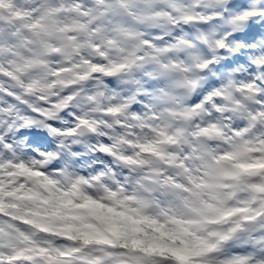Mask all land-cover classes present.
<instances>
[{
  "label": "snow or ice",
  "instance_id": "obj_1",
  "mask_svg": "<svg viewBox=\"0 0 264 264\" xmlns=\"http://www.w3.org/2000/svg\"><path fill=\"white\" fill-rule=\"evenodd\" d=\"M133 2L0 0V264H264V57L251 56L255 67H247L252 50L264 47L254 43L264 21L239 32L245 0H206L222 11L198 22L223 20L230 7L236 31L197 67L237 65L251 74L213 78L167 116L142 105L149 93L137 87L111 108L135 110L128 119L136 123L117 122L132 130L126 142L134 151L118 153L106 137L96 170L79 172L73 143L52 145L35 131L61 130L57 113L88 123L74 98L83 84L106 88L129 67L109 58L126 38L123 18L160 26L154 0H143L139 15ZM169 4L180 10L179 0ZM161 38L195 47L171 33L144 46ZM197 39L209 43L207 34ZM169 51L153 47L149 58ZM112 159L122 170L104 182Z\"/></svg>",
  "mask_w": 264,
  "mask_h": 264
},
{
  "label": "clouds",
  "instance_id": "obj_2",
  "mask_svg": "<svg viewBox=\"0 0 264 264\" xmlns=\"http://www.w3.org/2000/svg\"><path fill=\"white\" fill-rule=\"evenodd\" d=\"M245 3L247 8L240 9V15L237 17L240 33L247 31L248 23L254 21L260 24L264 21V15H254L255 12L264 11V0H245ZM132 7L133 11L139 15L144 7L143 0H134ZM179 9L178 12H173L169 0H154L152 11L159 17V27L137 24L136 16L133 15L123 18L122 27L126 29V38L118 46L109 49V58L129 67L113 77V83L106 88H97L93 81L81 86L82 90L74 98L73 108L76 112H80L81 117L88 120L87 124L81 123L79 119L68 120L67 117L57 113L56 118L61 122V130L52 131L49 126L35 128L36 132L46 135L52 145L61 142L74 144L80 153L71 160L74 170L89 173L96 170L93 161L102 159L97 146L102 145L106 137L112 138L116 152L127 154L134 151L126 142L128 139H134L129 135L132 130L120 127L117 122L136 123L128 119L135 110L128 107L123 112L114 113L111 108L119 104L123 97L135 92L137 87L149 93L144 97L142 105H151L161 116H167L170 109L179 110L190 105L193 97L199 94L211 79H220L225 75L244 79L251 74L246 69L238 72L237 65L229 69L217 64L208 71L197 67V63L206 64L208 58L218 52L215 44L217 39L223 40L225 33L236 31V26L230 23V18L236 16V9L229 7L224 13L223 20L207 19L204 23L198 21L204 17L215 16L217 12L222 11V8H217L215 5L209 6L206 0H179ZM170 16L175 17V23H170ZM166 33H171L172 36L179 34L191 44H195V47L183 44L177 48L175 41L169 38L154 40L153 45L144 46L145 40H152L157 35L164 37ZM202 34L208 35L209 43H200L197 37ZM261 42H264V27L254 41L258 45ZM239 43L242 44L243 41ZM153 47L170 49V51L153 61L149 58L153 53ZM194 54L198 56V59L194 58ZM251 56L264 57V47L258 46L252 50L248 68L255 67ZM258 91V88L253 89V92ZM88 97H95V99ZM69 115H73L72 108L69 109ZM134 130L141 134L144 131ZM64 159L62 155L61 163ZM108 168L110 171L106 173L104 182H109L111 172L122 170L120 162L116 159H112Z\"/></svg>",
  "mask_w": 264,
  "mask_h": 264
}]
</instances>
